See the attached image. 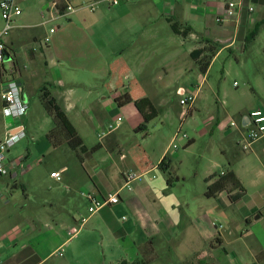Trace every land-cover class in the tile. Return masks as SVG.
Wrapping results in <instances>:
<instances>
[{"label": "crops", "instance_id": "1", "mask_svg": "<svg viewBox=\"0 0 264 264\" xmlns=\"http://www.w3.org/2000/svg\"><path fill=\"white\" fill-rule=\"evenodd\" d=\"M52 1L18 0L23 13L6 43L7 53L19 58L20 70L15 71L13 63L9 71H4V61H0V142L7 136L20 134L22 125L30 136L32 128L47 115L54 124V115L34 108V102L41 100V91L46 89L75 127V121L82 127L88 123L94 125L99 139L109 144H100L89 151L84 143L78 153H73L65 145L51 144L47 136L52 128L44 133L49 145L42 151L37 148L36 152L21 148L12 151L21 140L7 150V159L21 160L22 168L12 169L19 173L18 177H0V264H119L143 258L151 264H264L263 196L255 203L248 202L250 206L239 218L230 215L229 209L243 201L242 195L233 193V200L228 193L212 199L206 197L207 187L212 183H207V179L213 175L232 170L243 184L231 161L227 166L223 162L215 163L205 177L206 189L198 195V203L191 204L188 197L177 194L178 185L186 180L175 175L172 159H168L171 145L154 164L142 145L139 146L142 150L130 155L131 151H122L115 137L125 121L121 115H115L119 108H135L127 122L130 130L137 133V128L145 122L133 102H119L126 96L133 101L150 99L159 110L158 119L162 109L170 104L166 90L177 88L182 98L196 96L190 110L180 105L182 122L192 117L201 107V88L186 91L181 85L191 77H198L196 71L208 77L213 62L224 53L236 58L245 48L249 33L264 17H255L244 8L235 18H227L226 4L230 0H136L118 7L101 3L95 12L84 7L45 25L44 15L47 16ZM91 1L73 0L76 6ZM245 4L264 7V0H245ZM103 11L112 12L106 32L114 46L105 58L96 48L98 56L93 59L82 46L99 47L102 19L88 14H105ZM169 20L182 26V30L191 28L192 32L186 37L175 34ZM3 25L0 15V27ZM53 26L58 28L57 32L43 45ZM211 41L222 47L203 73L200 61L206 53L200 51L207 50ZM22 45L27 46L23 57L17 54ZM65 71L69 78L63 75ZM188 73L192 76L186 79ZM13 74L24 80V100L30 106L22 119L7 118L3 113L2 92ZM38 76L40 82H35ZM122 78L131 81L124 86L120 82ZM100 82L103 87L96 91ZM250 114L243 113L237 121L233 120L238 128L227 126L238 135L236 149H242L239 142L250 126ZM118 118L123 119L121 127L102 137L108 125ZM217 126L218 122L211 133L218 130ZM263 141L247 152L257 156L261 150L264 153ZM194 144V140L190 141L189 147ZM96 151L107 152L108 156L96 158L99 154ZM222 152L225 154L227 149ZM236 154L237 151L233 152V159L237 158ZM47 157L54 165L50 174L30 177L31 171ZM164 159L170 167L160 168ZM263 167L262 163L260 174ZM56 172H63L60 180L51 176ZM129 173L143 178L126 189ZM117 190L121 191L119 204L90 216L83 193L102 198ZM86 217L89 220L82 231L70 237L69 231Z\"/></svg>", "mask_w": 264, "mask_h": 264}, {"label": "rangeland", "instance_id": "2", "mask_svg": "<svg viewBox=\"0 0 264 264\" xmlns=\"http://www.w3.org/2000/svg\"><path fill=\"white\" fill-rule=\"evenodd\" d=\"M253 14L255 17L262 19L264 17V7H254ZM88 15L99 16L102 19L100 21L102 30L98 37L100 42L98 47L95 45V41V46H92L93 49L85 45L82 47L85 49L84 51L91 54L93 59L98 56L96 48L100 49L99 52L104 58L108 57L111 53L110 49L114 46L112 44L113 40L106 32V29L107 31L109 29L108 23L112 20L110 19L112 12ZM115 42L118 43V40ZM119 47L121 46L119 45ZM26 51L27 46L22 45L18 48L17 54L23 57ZM9 57L11 58L10 54ZM13 58L19 61L18 57L13 56ZM236 58H229V53H224L213 62L210 74L206 78L199 71H196L198 77H191L192 73L185 75L186 79L188 76L191 78L181 86L186 91L196 90L200 87L202 102L199 110L195 111L192 117H188L184 123L182 122L184 116H181L182 108L180 106L182 95L177 94V88H171L166 90L170 104H166L165 108L162 109L160 118L146 125L145 131H137L136 133V131L130 130L127 125V122L132 118V110L135 108H119L115 115H121L125 121L124 126L116 132L115 137L122 146V151H131L130 155H133L134 151L138 152V149L142 150L141 147L139 148L142 145L154 164L159 161L163 151L171 145V157L169 156L168 159H172L175 175L180 177V180H186L185 183L181 182V186L178 185L179 188L177 189L180 191L177 194L188 197L191 204L198 203V195L206 189L205 177L212 170L215 163L223 162L227 166L231 161L234 169L239 171L245 188V192L238 191V194L242 195L240 200L243 201L238 203L236 208L232 206L229 209V212L232 213L230 215H236L239 218L240 214L250 206L247 204L248 202L255 203L260 195L263 196L262 199L264 200V167L262 174L259 171L261 164H264V153L261 150L259 156H257L251 152H244L238 147L236 149L235 141L238 140V135L236 132L230 131L227 126L233 120L237 121L243 113L255 110L264 112V24L260 27L255 39H251L247 45L245 44V48L236 55ZM71 59L75 63V59L72 57ZM13 63L10 60L4 61L2 70L9 71ZM67 72L65 71L63 75L69 78ZM40 79L38 76L35 82H40ZM66 81L68 83L69 80L66 79ZM130 81L126 78L120 80L124 86H127ZM102 87V82L97 83L96 91L102 89ZM34 105L36 111H42L43 113L46 111V107L40 99H37ZM47 116L39 120L37 127L32 128L30 136H28V129L25 130V139L21 140L12 151L18 152L19 148L25 151L28 149L35 151L36 148L40 151L45 149L49 143L44 133L54 127L52 119ZM216 122H218V126L215 129L218 130L211 133ZM74 124L84 137L86 150L90 151V149L96 148L100 144H109V142H102L99 139L96 126H91L88 123L87 126L82 127L76 121ZM185 134L188 136L186 139L183 137ZM59 135L57 134L59 140L62 141ZM177 136L179 138L174 141ZM145 139H148L146 143ZM192 140L195 141V144L189 147V142ZM224 148L227 149L225 154L222 152ZM236 151L238 156L233 159V152ZM83 152L86 153L85 150ZM95 153H99L95 156L96 158L99 155L108 156L107 152L96 151ZM52 167L54 165L50 164V159L47 157L46 161L38 164V167L32 170L29 176L46 177L50 174ZM216 218L218 217L216 216Z\"/></svg>", "mask_w": 264, "mask_h": 264}, {"label": "built area", "instance_id": "3", "mask_svg": "<svg viewBox=\"0 0 264 264\" xmlns=\"http://www.w3.org/2000/svg\"><path fill=\"white\" fill-rule=\"evenodd\" d=\"M136 0H92L90 3H85L81 6H76L73 0H53L49 4V9L44 15V24H52L61 18L67 17L82 8H87L91 12H95L97 7L101 3H106L109 7H118L123 3H130ZM248 8L250 12H254L253 6H246L245 0H230L226 4V17L235 18L239 12ZM22 9L19 6L18 0H2L0 2V15L4 22V25L0 27V61H4V54L7 52V39L10 37L14 29L16 28V21L22 16ZM58 28L53 26L45 39L43 40V45H47L51 41V37L57 32ZM5 89L2 92V99L4 101V116L13 119L24 118L30 110L29 103L22 99L21 90L25 87V82L21 78H11L6 81ZM196 102L195 95L185 96L181 99L180 105L185 106L190 110ZM187 115V114H186ZM123 119L118 118L116 121L111 122L107 129L102 133V137L109 135L117 131L122 125ZM21 133L16 136L5 137L4 140L0 142V177L14 176L18 177V172H13L14 168H22V161L15 160L9 161L6 157V152L8 149L17 144L20 140L26 137L25 127L21 126ZM230 128H238L236 122L232 121L230 123ZM180 135V133H179ZM178 137V136H177ZM186 138V135H183ZM264 139V113L261 110L251 112L250 114V126L248 130L241 135L240 146L244 152L249 151L252 146ZM63 172L53 173L51 176L60 180ZM143 175H138L135 173H129L126 176V185L124 188L130 189L129 184L140 180ZM121 191L117 190L113 193L108 194L105 197H98L93 193H83L84 198L88 202V213L90 216L95 215L100 210L105 207H112L121 202ZM89 218H83L79 225L73 227L69 231L70 237H75L81 231L83 226L88 222ZM62 256L63 254L60 253ZM1 263V260H0Z\"/></svg>", "mask_w": 264, "mask_h": 264}, {"label": "trees", "instance_id": "4", "mask_svg": "<svg viewBox=\"0 0 264 264\" xmlns=\"http://www.w3.org/2000/svg\"><path fill=\"white\" fill-rule=\"evenodd\" d=\"M169 23L172 27V30L177 35L186 37L192 32L191 28H184V30H182V26L178 25L174 20H169ZM263 24L264 21H261L256 24L255 28L249 33L246 39V45L251 39H255V37L258 35L260 27L263 26ZM221 47L222 46L219 43L211 41L208 43L207 50L200 51V54L206 53V55L200 61V66L203 73L207 72L213 59L215 58L216 54L218 53ZM13 62L15 71L19 72V61L13 58ZM15 77L16 75L13 74L11 78ZM41 93V102L46 107L48 113L54 115V127L47 136L49 141L54 147H60L62 145H65L72 152L78 153L84 145L83 138L80 136L76 127L68 118L65 110H63L62 107L58 105L56 99L52 97L51 93L48 92L46 89H43ZM121 101L125 103L133 102L139 112L143 115L145 122L138 128V131H145L147 128L146 125L151 121H154L158 117L159 110L153 105L152 101L148 98L133 101L129 96H126L125 98H122V100H119V102ZM57 134H60L59 136L61 137L62 141L59 140ZM166 165L169 166V164H166V159H164L160 164V168H163ZM211 181L212 183H210ZM207 183H210L206 190V197L209 199L217 198L222 193H228L230 195V199L233 200V197H231L233 193H238V191L245 192L243 184L240 182L237 175L232 170L225 174L220 173L211 176L207 179ZM119 264H151V262L150 260L143 258L136 262L122 261Z\"/></svg>", "mask_w": 264, "mask_h": 264}, {"label": "water", "instance_id": "5", "mask_svg": "<svg viewBox=\"0 0 264 264\" xmlns=\"http://www.w3.org/2000/svg\"><path fill=\"white\" fill-rule=\"evenodd\" d=\"M7 60H10V61H13V57H9V54L6 52L4 54V61H7ZM21 94H22V99H24V89L21 90Z\"/></svg>", "mask_w": 264, "mask_h": 264}]
</instances>
